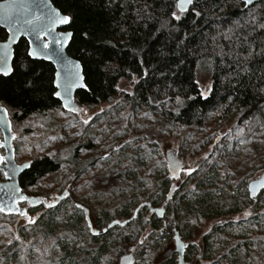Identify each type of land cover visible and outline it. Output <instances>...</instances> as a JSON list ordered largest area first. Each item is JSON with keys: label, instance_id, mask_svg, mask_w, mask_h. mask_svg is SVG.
<instances>
[{"label": "trees", "instance_id": "1", "mask_svg": "<svg viewBox=\"0 0 264 264\" xmlns=\"http://www.w3.org/2000/svg\"><path fill=\"white\" fill-rule=\"evenodd\" d=\"M50 1L71 18L63 30L72 33L67 54L83 68L86 90L78 91L75 96L80 107L112 104L121 98L130 111H146L157 116L169 130L175 125L204 129L219 116L236 117L239 125L244 124V135L264 132V55L256 54L264 47V29L257 27L264 23V0L247 8L241 0H197L195 8L201 16L196 17L190 8L181 21L171 24L168 21L171 12L176 10L174 0H116L111 5L108 0ZM121 28L126 29V34ZM6 36L0 29V42L5 41ZM109 41L115 44L114 48L107 43ZM27 50L26 41L20 39L14 47L12 64L16 67L13 74L0 78V102L11 111L14 122L62 110L53 95L54 67L48 62L31 60ZM249 51L253 55L244 61ZM245 66L248 73L240 71ZM200 70L208 72L211 79L212 91L207 99L200 97L196 83ZM23 81H31L32 87H22ZM122 81L133 82L129 93L121 91ZM177 96L183 101L179 106L175 102ZM92 148L86 142L76 145L67 159L49 154L32 159L31 166L19 177L21 188L23 191L34 188L48 176L64 173V183L72 194L77 183L97 166L112 176L124 178L123 171H118L111 160L81 158L83 151ZM151 165L153 170L159 164ZM171 178H155L141 191L138 187L118 188L110 193L115 196L106 204L108 206L100 209L96 206L102 199L94 201L92 194L84 196L88 186L85 181L79 189L82 192L80 203L72 206L69 219L75 220L64 224L63 228L58 224L61 203L70 196L54 207L45 206L30 228L36 226L44 231V239H53L50 244L53 257L49 262L44 260L37 264H81V261L99 264L110 252L112 255L122 252L117 236L120 231L124 230V239L129 240L146 223L157 229V223L162 220L157 213L161 210L164 217L172 218L174 228L170 234L176 251L177 247H183L184 241L193 238L202 222H212L210 229L201 236L200 247L190 246L184 250V264H188L190 258H197V262L203 261V264L209 261L254 264L250 258H254L256 242L264 235V211L251 202L250 195L241 199L234 193L201 191L208 186L205 179H201L173 204L181 191H173L169 185ZM262 193L256 196L258 202ZM187 199L189 202L185 205ZM157 203H162V207L155 208ZM43 206V203L29 206L28 213L34 214ZM90 212H93L94 224ZM146 212L153 220L145 219ZM232 216H237L236 221H225ZM3 217L17 220L20 216ZM24 230L27 227L16 228V234L11 235L13 245L24 242ZM145 255L148 257L137 255L140 263L132 256V264L148 262L151 256L146 252ZM21 256L24 258V253ZM18 258L19 255L14 256L15 261ZM28 261L25 254L24 264H29ZM167 263L173 264V257L160 264Z\"/></svg>", "mask_w": 264, "mask_h": 264}, {"label": "rangeland", "instance_id": "2", "mask_svg": "<svg viewBox=\"0 0 264 264\" xmlns=\"http://www.w3.org/2000/svg\"><path fill=\"white\" fill-rule=\"evenodd\" d=\"M197 81L200 82V91L203 90L202 86L211 85L209 73L203 70L198 72ZM132 86L131 81L120 83V89L125 90L123 91L125 93H129ZM79 109L83 111L67 113L63 110H55L45 116H32L22 122H14L10 117L11 132L15 137L12 146L17 164L29 162L44 154L67 159L76 145L88 142L93 148L83 151L82 159L96 157L111 160L114 162V167L124 173V178L112 176L104 172L103 167L100 166L88 172L82 182L77 183L78 190H74L72 194L69 192L70 198L61 203L59 228H63L66 223L74 222L75 218H69L73 203H80L82 192L79 189L83 182L88 181L84 196L92 194L94 201L102 199L96 207L99 209L107 207L106 204L115 196H111L110 193L118 188L138 187L141 191L145 189L146 183L148 185L155 178V180L171 178L168 163L172 156L177 157L180 166L169 185L173 191L177 189L181 191L173 199V204L185 193V190H189L201 179H205L208 185L206 188H201V191L213 190L219 194L234 193L241 196V199L249 197V184L258 180L264 172V132L244 135V124L239 125L236 117L224 119V117L215 116L204 129L175 125L169 130L167 124L159 120L157 116L149 115L146 111L133 113L121 98L112 104L97 107L79 106ZM8 114L10 116V110ZM86 119L89 120L88 124L83 122ZM151 164L159 165L152 170ZM189 170L193 171L189 174ZM63 174L50 175L34 188L26 189L24 192L51 203L67 190L68 185L64 183ZM261 192L263 193L259 202L256 196L251 198V202L256 203L260 210L264 211V189ZM185 201L186 205L189 200ZM162 205L157 203L154 207L160 208ZM23 208L28 218L36 221L44 212L45 205L34 214L28 213L29 205L26 204ZM89 215L94 224L93 212ZM3 216L0 213V262L2 264H24L25 254L28 256L29 264L43 263L44 260L49 262L52 259L53 250L50 244L53 239H44L42 235L44 231L37 229L36 226L31 229L30 225L35 222L29 223L28 218L21 217L17 220L16 218L6 220ZM145 219L153 220L149 218L148 212L145 214ZM236 219L237 216H232L225 218V221H236ZM157 225V229H152L149 223H146L140 231L136 232V235L131 236L134 238L129 240L124 239V230L117 233L122 252L119 255L117 253L112 255L110 252L99 264H119L120 258L126 254L132 255L134 260L140 263V254L148 257L145 252L151 257L143 264H160L169 257H173V264H177L179 251H176L173 235L170 234L174 228L172 218L162 216V220ZM211 226L212 222H202L199 231L193 233V238L184 241L183 254L184 250L190 246L200 247L201 236ZM15 227L18 230L27 227V230L22 232L24 242L19 241L18 246L11 243V235L16 234ZM158 229L161 233H157ZM258 232V235H261L262 230ZM261 236V240L256 242V250L253 251L254 258H250L254 264H264V235ZM145 237L147 239H144ZM142 239L144 244L140 245L139 241ZM132 249L135 251H131ZM13 252H16L14 255L16 258L19 255L16 261L11 255ZM22 253L24 258L21 256ZM8 255L10 256L7 258ZM31 259L35 262L32 263ZM187 262L203 264V261L197 262V258H190ZM81 264H85L84 261H81ZM207 264L223 263L209 261Z\"/></svg>", "mask_w": 264, "mask_h": 264}, {"label": "snow or ice", "instance_id": "3", "mask_svg": "<svg viewBox=\"0 0 264 264\" xmlns=\"http://www.w3.org/2000/svg\"><path fill=\"white\" fill-rule=\"evenodd\" d=\"M116 0H108V4L111 5L115 3ZM255 0H241V3L244 5L245 8H247L250 5H253ZM197 3V0H174V7L176 10L172 11L170 14V20L168 21L169 24H171L172 21H176L177 23L181 21L183 18V14L188 12L191 8L193 14L196 17L201 16V12L196 10L195 5ZM15 0H13V3L8 6V11L4 13L0 19L5 20L9 23V31L6 36L5 43H0V78L2 77H9L13 74L15 67L11 61L15 59L14 52L11 48V44L17 42V36L18 35H32L35 37L34 40L29 41V49L27 50V56L32 59H39L43 57L44 59L51 60L53 56L57 58L58 63H66L67 65H71V61L65 62L63 60V57L60 55V52L63 50V48L66 46L68 41L71 38V33H67L61 36H53V30L58 25H64L70 23L71 18L67 15H61L58 11L48 10L44 11L41 9L40 15H34L29 11L28 6H21L23 10V15H21L19 18H14L11 14V9L15 7ZM45 7H47L45 5ZM247 23V21H246ZM252 23L255 24V17H252ZM239 26V24H237ZM175 27V25H173ZM257 27L264 29V23L257 25ZM121 32H124L126 34V29L121 28ZM232 29H229V32H231ZM85 37H87V33L84 34ZM52 36V40L47 41V37ZM227 38V35H226ZM54 43L57 45L56 49H50L49 45ZM111 47H115V44H111V42H107ZM258 55H264V47L261 48V51L259 53H256ZM253 53L249 51L248 55L245 56L243 59L244 61H247ZM143 63V61H141ZM19 67H23V65H20ZM75 69V71L73 70ZM80 65L75 64L71 65V67H65L63 78L61 77V73L58 71L55 74V79L53 80L54 87L56 89H63V93L60 91H56L53 93L54 96L57 97V99L63 98V107L66 108L69 111L72 112H82L83 109H79L73 106L72 100L70 98V93L73 88L75 87H86L84 84L81 83L83 80V76L81 75L80 71ZM240 71L244 73H248L249 69L245 66L240 68ZM146 75V73H145ZM196 83L199 85L200 82L196 81ZM22 87L24 88H31L32 82L31 81H23ZM203 90L199 92V95L203 99L208 98V94L212 91L211 85H204L202 86ZM121 91H125L121 89ZM189 99H193V97H189ZM176 105L179 106L183 103L181 98L179 96L176 97ZM62 114V113H61ZM178 114V113H177ZM8 117V110L0 105V123L5 124L9 130H11L10 122L7 121ZM85 124L89 123V120L83 121ZM15 139V137H13ZM0 147H3V145H0ZM7 161H5L3 156H0V164H6ZM31 164H26L25 167H30ZM193 170H189L190 172ZM7 176L8 174L5 173ZM262 187H264V184H262ZM20 200H27V197H20ZM15 203V201H14ZM54 204H48L46 207H54ZM77 208H80V205H76ZM5 208L0 206V212H4ZM19 215L28 218L27 213L24 211H20L18 213ZM29 223H34L35 221L31 218H28ZM89 227L91 225L89 224ZM93 234H97L93 232ZM144 239H147L145 237ZM140 245L144 244V240L139 241ZM131 251H135V249H132Z\"/></svg>", "mask_w": 264, "mask_h": 264}, {"label": "water", "instance_id": "4", "mask_svg": "<svg viewBox=\"0 0 264 264\" xmlns=\"http://www.w3.org/2000/svg\"><path fill=\"white\" fill-rule=\"evenodd\" d=\"M259 1L260 0H255L254 4L259 2ZM12 3H13V0L0 1V17H2L4 15V13L6 11H8V6L11 5ZM15 5L16 6L11 9V14L13 15L14 18H19L21 15L24 14L21 6H25V5L28 6L29 11L31 13H33L34 15H40L41 9H43L44 11H48L49 9L53 10V11H58L61 15H63L52 4V2L50 0H15ZM45 5L47 7H45ZM250 6H248V7H250ZM68 25H69V23L56 26L53 30V36H61V35L67 34V33H71L70 31L63 30ZM0 29H3L6 32V34H8L9 23L3 19H0ZM71 38H72V35H71ZM71 38L68 41V43L66 44V46L63 48V50L60 52V55L63 57V60L65 62L71 61V65H75V64L80 65L79 71H80L81 75L83 76V80L81 81V83L85 85L83 68L81 66V63L79 61H77L76 59L70 57L67 54V48H68V45L71 41ZM20 39H24L26 41V43L28 45V49H29V41L34 40L35 37L32 35H18L17 36V42L11 44V48H12L13 52H14V47L18 44ZM50 40H52V36L47 37V41H50ZM5 42H7V41L5 40V41L0 42V43H5ZM49 47H50V49H56L57 45L52 43L49 45ZM30 59L35 60V61H44V62L50 63L55 69L54 79H55L56 72L59 71L61 73V77L63 78V73H64L65 67L66 66L71 67V65H67L66 63H58L57 58L55 56H53V58L51 60L44 59L43 57H41L39 59H32V58H30ZM12 62H13V60L11 61V63ZM73 70L75 71V69H73ZM53 86H54V84H53ZM54 89H55V92L60 91L63 93V89H56L55 87H54ZM80 90H86V87H75L72 89L71 93L69 94L70 98L72 100V104L76 108H79V105L75 102V96H76V93ZM54 97L57 99L56 96H54ZM57 100L61 104V108L63 111H65L67 113H74L72 111L67 110L66 108H64L62 106L63 105V98L57 99ZM0 105H1V102H0ZM7 121L10 122L9 116L7 117ZM10 125H11V122H10ZM0 131L2 132V136H3V140L0 141V145H3V147H0V148H4V154L0 155V156H3L5 161H7L6 164H0V171H2L3 178H4V181H0V206L5 208V211L0 212V213L3 215H7V216L16 215V216H20L21 218L27 219V218L18 214L21 210L26 212V210L21 206V204H27L29 206H34V205H37L38 203H43L46 206L50 203H47L41 197L29 196L23 191V189L21 188L20 183H19V177L27 168H29V167H25V165L29 164V162H24L22 164L16 163L15 157H14V149L12 146L13 134H12L11 130H9L8 127L2 123H0ZM168 155H170V154H168ZM179 166H180V163H179L177 157L172 156L169 163H168L169 174L172 176H175L177 174ZM5 173H7L8 175L6 176ZM262 184H264V172L262 173L261 177L258 180H255L249 184L248 191H249V195L251 198L257 196L264 189V187H262ZM68 195H69V191L68 190L64 191L61 195L57 196L56 199L53 202H51V204L57 205L63 198H65ZM20 197H27L28 199L22 201L19 199ZM14 201H15V203H14ZM158 216L161 218L163 216V212L158 211ZM177 250L179 251V262H178V264H184L183 250L180 247L179 248L177 247ZM132 262H133V257L130 254L123 255L119 260V264H132Z\"/></svg>", "mask_w": 264, "mask_h": 264}, {"label": "flooded vegetation", "instance_id": "5", "mask_svg": "<svg viewBox=\"0 0 264 264\" xmlns=\"http://www.w3.org/2000/svg\"><path fill=\"white\" fill-rule=\"evenodd\" d=\"M2 105V104H1ZM3 106V105H2ZM5 107V106H4ZM6 108V107H5ZM7 109V108H6ZM8 116H9V114H8ZM9 119H11L10 118V116H9ZM3 140V136H2V132L0 131V141H2ZM2 152H3V154H4V148H0V155H3L2 154ZM0 181H4V178H3V173H2V171H0ZM162 211V210H161ZM163 212V211H162ZM158 214V213H157ZM162 218V217H161ZM178 264V263H177Z\"/></svg>", "mask_w": 264, "mask_h": 264}]
</instances>
